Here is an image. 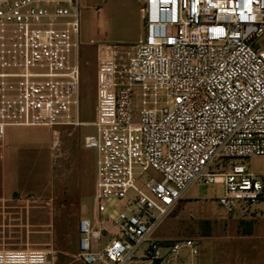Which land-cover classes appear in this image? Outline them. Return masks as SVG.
<instances>
[{"label": "built area", "instance_id": "1", "mask_svg": "<svg viewBox=\"0 0 264 264\" xmlns=\"http://www.w3.org/2000/svg\"><path fill=\"white\" fill-rule=\"evenodd\" d=\"M144 36L96 45L94 221L79 222L83 264H197L194 238L156 229L194 182L220 183L230 214L264 183L242 164L264 155V0H144ZM78 0H0V147L8 127L77 118ZM116 216L102 219L109 205ZM111 223L115 231L102 226ZM0 264H51L43 249H0Z\"/></svg>", "mask_w": 264, "mask_h": 264}, {"label": "rangeland", "instance_id": "2", "mask_svg": "<svg viewBox=\"0 0 264 264\" xmlns=\"http://www.w3.org/2000/svg\"><path fill=\"white\" fill-rule=\"evenodd\" d=\"M78 1L81 35L74 55L80 66L77 118L73 124L60 128H13L16 134H8L10 148L3 166L0 148V249H43L51 264H83L78 258L79 222L82 218L94 221L97 216L95 152L84 146L86 137L94 132L95 44L106 41L131 45L144 36V0ZM258 43L264 46V36ZM234 164L245 165L264 183V155L217 159L212 170L225 173ZM223 193L220 183L194 182L185 192L186 200L163 218L155 236L201 241L202 236L210 233L216 218L227 217L215 203ZM115 205L108 206L100 215L102 219L116 216ZM247 212L251 215L245 224L257 219L264 221V195ZM102 223L115 231L111 223Z\"/></svg>", "mask_w": 264, "mask_h": 264}, {"label": "crops", "instance_id": "3", "mask_svg": "<svg viewBox=\"0 0 264 264\" xmlns=\"http://www.w3.org/2000/svg\"><path fill=\"white\" fill-rule=\"evenodd\" d=\"M13 128L30 127L6 129L5 140L1 146L2 166L8 155L7 150L10 148L8 134H16ZM184 200H186L185 193L180 202ZM247 209L248 207H241L227 214L226 218L214 220L210 233L202 236L201 241H198L197 264H264V221L257 219L255 222L245 224L248 222L245 221L247 216L251 215ZM258 211H261L259 207ZM248 229L250 232H246Z\"/></svg>", "mask_w": 264, "mask_h": 264}, {"label": "trees", "instance_id": "4", "mask_svg": "<svg viewBox=\"0 0 264 264\" xmlns=\"http://www.w3.org/2000/svg\"><path fill=\"white\" fill-rule=\"evenodd\" d=\"M264 195V194H263ZM263 197V196H262ZM246 232H250V230L248 229V230H246Z\"/></svg>", "mask_w": 264, "mask_h": 264}]
</instances>
